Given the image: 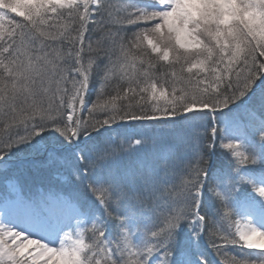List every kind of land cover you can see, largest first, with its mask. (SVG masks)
Masks as SVG:
<instances>
[{
    "label": "snow or ice",
    "instance_id": "6c2138e0",
    "mask_svg": "<svg viewBox=\"0 0 264 264\" xmlns=\"http://www.w3.org/2000/svg\"><path fill=\"white\" fill-rule=\"evenodd\" d=\"M0 264H264V0H0Z\"/></svg>",
    "mask_w": 264,
    "mask_h": 264
}]
</instances>
